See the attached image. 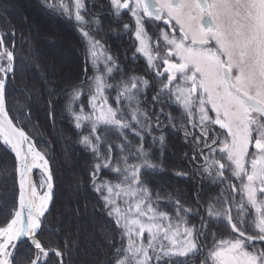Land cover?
Segmentation results:
<instances>
[{"label":"snow or ice","instance_id":"6c2138e0","mask_svg":"<svg viewBox=\"0 0 264 264\" xmlns=\"http://www.w3.org/2000/svg\"><path fill=\"white\" fill-rule=\"evenodd\" d=\"M42 2L73 21L86 46L85 75L70 86L66 111L76 130L88 129L79 143L93 157L89 179L99 210L115 225L117 242L109 240L114 264H192L197 256L200 264H264V0H109L118 20L126 13L131 21L122 30L134 39L133 59H145V75H125L118 58L95 38L101 21L89 16L86 0ZM0 18H6L3 11ZM149 23L156 26L154 37ZM16 61L15 29H0V142L14 154L17 186L0 222V264H17L25 243L31 254L25 264H48L50 254L63 264L65 252L40 239L55 187L48 154L7 107ZM153 87L150 110L142 105ZM84 96L86 105L80 102ZM166 105L180 109L179 123ZM164 127L191 137L192 159L203 161L196 174L221 186L206 205L198 195L200 206L193 208L180 193L162 197L148 186L144 172L159 165L145 147L146 137L163 147ZM110 133L119 142H111ZM33 170H39V181ZM104 171L116 179L102 177ZM192 215L200 216L198 226L190 223ZM205 216L222 221L228 235L209 232ZM210 235L205 251L201 239ZM68 243L65 239V249Z\"/></svg>","mask_w":264,"mask_h":264},{"label":"trees","instance_id":"16d2710c","mask_svg":"<svg viewBox=\"0 0 264 264\" xmlns=\"http://www.w3.org/2000/svg\"><path fill=\"white\" fill-rule=\"evenodd\" d=\"M94 2L95 6H93V0H86L89 16L98 15L101 21L100 29L93 31L95 38L118 58V63L125 75L132 73L145 75L144 67L133 69L118 57L119 47L116 41L113 42L118 37V29L113 22L115 16L111 12V6L106 5L109 1L94 0ZM14 5H18L20 9H14ZM0 11H3L6 17L0 18V29L5 31L15 29L17 61L15 77L8 83L9 114L19 126L25 127V131L32 136L37 147L47 152L55 177L53 201L44 221L40 239L47 245L58 247L65 252L63 264H114L113 248L109 246V240L117 242L115 225L99 210L101 205L97 194L92 190L89 179L93 157L79 143L80 136L86 134L88 129H83V132L76 130L66 111L70 86L78 84L85 75L84 40L73 21L45 7L42 0H0ZM42 16L46 17V24L42 22ZM31 21L34 27H31ZM49 23L62 28L64 32L66 28L68 33L73 32L75 43L70 47V51L75 57V69L67 70L63 65L59 66L57 58L50 55L52 53L50 44L54 43H48L44 38ZM7 42L11 43V37L7 38ZM56 66L58 70L54 74L52 71L48 77L47 70ZM92 74V68L89 66L87 75ZM120 75L121 73L117 72L115 79L118 80ZM148 78L151 79L149 75ZM21 89L24 91H20ZM111 94L114 96L115 92ZM147 95V103L142 107L150 109L152 88L147 90ZM87 99V96H84L80 102L86 105ZM163 132L165 134L163 147L159 142L153 145L151 136L146 137L145 147L150 148L151 159L159 167L146 170L144 178L148 186L162 197L168 196L169 193L173 196L180 193L184 203L198 208L195 196L191 192L192 181L170 174L172 168L183 167L180 134L170 136L167 130ZM153 135L159 136L160 132L154 130ZM129 139H132L133 143L138 142L131 136ZM109 140L119 142V137L110 133ZM169 148L177 155V160L172 163H170V157L168 158ZM14 167V154L0 142V222L6 218L7 207L11 206L16 194L15 177L11 175ZM5 168L7 174H4ZM38 173L39 170H36V181L40 178ZM101 176L109 180L116 179L108 171L102 172ZM209 195L212 196V193L210 192ZM161 208L172 211L169 204H162ZM188 219L192 224L195 215ZM56 229L58 231H55ZM65 239L69 241L66 249ZM30 255L28 245L22 244L17 256V264H25L26 258ZM48 264H60V258L50 254Z\"/></svg>","mask_w":264,"mask_h":264},{"label":"flooded vegetation","instance_id":"af4514ba","mask_svg":"<svg viewBox=\"0 0 264 264\" xmlns=\"http://www.w3.org/2000/svg\"><path fill=\"white\" fill-rule=\"evenodd\" d=\"M109 0H107L108 2ZM109 5V2L108 4ZM107 12L109 10L107 9ZM113 22L116 24V28L118 29V37L113 40V42H117L119 50L117 53L118 57L123 59L126 64L130 65L133 69L137 67H144L146 71V61L143 57L137 56L136 59H133V53L135 52V43L134 39L132 38L131 33L124 32L123 24L124 23H131L128 15L125 13L123 15L122 19H117L114 17ZM162 26V25H161ZM146 28L150 35H153L156 33L157 29L154 24H146ZM149 77L151 78V75L149 74ZM155 88H152V95L154 94ZM157 112L160 110V106L158 105L155 109ZM164 110L166 113L170 112L174 117H176L177 123H179L181 119L180 115V109L176 106H164ZM161 121L165 124H167V120L164 116L160 117ZM163 130H167V134H170L172 136L173 134H180L181 137V143H182V159H183V167L181 169H175L172 168L170 170L171 175H175L176 172H185L188 175L182 176L185 180H191L193 183V188L191 189L192 194L196 197L199 196L202 203L205 205L207 204L209 198L211 197L209 194L212 193V196L218 194L219 188L221 187L219 184H214L209 178L201 177L200 175L196 174V169L199 164H202L203 161L200 159L193 160L192 156L195 154L194 146L191 140V137L188 138V140L185 139V134L182 130L179 128H172V127H164ZM160 132V130H158ZM170 154L168 155V158L170 157V163H172L174 160H177V157H174L176 152H174L172 149L169 148ZM172 151L174 154H172ZM177 156V155H176ZM175 158V159H174ZM173 166V164H172ZM177 176V175H176ZM198 205V204H197ZM200 205H198L199 207ZM205 213L201 212L200 216H204ZM200 216L195 215V220L192 224L199 225L200 223ZM205 219L208 221L209 224V232H215L217 236H227L228 230L223 226L222 221H217L215 219L208 220V218L205 216ZM212 237L211 235L207 238V241H204V239H201V243L205 244V251L208 247H211L212 245ZM202 257L197 256L193 259L192 264H200V259Z\"/></svg>","mask_w":264,"mask_h":264},{"label":"rangeland","instance_id":"374dc122","mask_svg":"<svg viewBox=\"0 0 264 264\" xmlns=\"http://www.w3.org/2000/svg\"><path fill=\"white\" fill-rule=\"evenodd\" d=\"M26 4H28V1H26ZM29 5V4H28ZM13 8L14 9H20L19 7H18V5H14L13 6ZM34 11L32 10V13H33ZM42 22H44L45 24L47 23V19H46V17L45 16H42ZM30 25H31V27H34L35 25L32 23V21L30 22ZM48 30L46 31V34H45V40L48 42V43H54L53 45L52 44H50L51 45V49H50V51L52 52L50 55H52V57H54V58H57V64H59V66H64V68L65 69H67L68 70V68L70 69V68H74V66H75V57L73 56V54L71 53V48L70 47H72L73 45H74V43H75V37H74V34H73V32L71 31V32H69L68 33V29L66 28V33L62 30V28H60V27H55V26H53V25H51L50 23H49V25L46 27ZM57 32V33H56ZM73 34V35H72ZM58 41H62V42H65V46H57V45H55V44H57V42ZM70 52V53H69ZM55 60V59H54ZM73 63V64H72ZM56 64V65H57ZM75 69V68H74ZM58 70V68H57V66L56 67H54V68H50V70L48 69L47 70V76L48 77H50V74H51V72L52 71H54L53 72V74L56 72ZM93 75V74H92ZM91 75V76H92ZM53 76V75H52ZM112 95V94H111ZM113 96V95H112ZM147 97H148V95H147ZM172 154H174L173 153V151H172ZM174 157H177L176 155L174 156ZM175 159V158H174ZM36 170L34 171V179L36 180ZM38 175L40 176V172L38 173ZM41 178V177H40ZM40 178H39V180H40Z\"/></svg>","mask_w":264,"mask_h":264},{"label":"bare ground","instance_id":"6f19581e","mask_svg":"<svg viewBox=\"0 0 264 264\" xmlns=\"http://www.w3.org/2000/svg\"><path fill=\"white\" fill-rule=\"evenodd\" d=\"M56 33H57V32H56ZM56 45H57V46H60V47H61L62 45L65 46V42L58 41ZM34 171H35V170H33V173L31 174L33 179H34V175H33V174H34ZM34 180H35V179H34Z\"/></svg>","mask_w":264,"mask_h":264},{"label":"water","instance_id":"95a60500","mask_svg":"<svg viewBox=\"0 0 264 264\" xmlns=\"http://www.w3.org/2000/svg\"><path fill=\"white\" fill-rule=\"evenodd\" d=\"M15 122V121H14ZM16 123V122H15ZM18 125V124H17ZM19 126V125H18ZM54 191H55V187H54ZM53 196H54V193H53Z\"/></svg>","mask_w":264,"mask_h":264}]
</instances>
